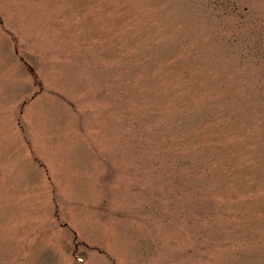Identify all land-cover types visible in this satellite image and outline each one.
I'll list each match as a JSON object with an SVG mask.
<instances>
[{
	"label": "rangeland",
	"instance_id": "rangeland-1",
	"mask_svg": "<svg viewBox=\"0 0 264 264\" xmlns=\"http://www.w3.org/2000/svg\"><path fill=\"white\" fill-rule=\"evenodd\" d=\"M0 264H264V0H0Z\"/></svg>",
	"mask_w": 264,
	"mask_h": 264
}]
</instances>
